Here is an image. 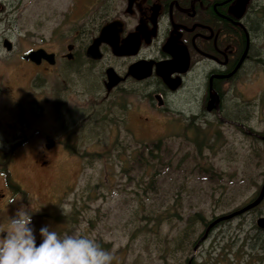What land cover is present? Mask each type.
<instances>
[{
  "label": "rangeland",
  "instance_id": "rangeland-1",
  "mask_svg": "<svg viewBox=\"0 0 264 264\" xmlns=\"http://www.w3.org/2000/svg\"><path fill=\"white\" fill-rule=\"evenodd\" d=\"M5 1L0 42L7 37L12 50L0 43V138L23 130L34 137L40 129L63 144L50 156V165L36 173L28 166L30 155L18 153L12 159L5 180L25 191L23 201L36 208L54 207L61 215L59 236L79 233L94 239L112 254V264H186L191 255L195 264H251L263 254L264 246L248 239L255 233L251 215L233 220L241 229L233 241L215 239L218 230H213L195 253L191 243L205 221L256 192L264 177L263 141L227 125L190 130L164 124L170 113L163 115L146 98L119 96L118 88L105 90L100 66L107 56L96 64L66 63L65 44L81 37L69 32L67 17L81 14L87 0ZM258 1L264 8V0ZM262 7L256 8L259 32L252 51L258 59L244 65L238 92L225 104L264 133ZM59 22L61 27H55ZM34 46L55 52V64L41 69L21 63L20 55ZM9 86L15 101L25 107L20 122L9 95L3 94ZM186 90L187 85L170 104L201 109L200 93L193 96ZM27 98L29 103L23 105ZM126 104L124 111L120 106ZM157 140L161 144L155 149ZM256 211L264 212V202ZM194 214L201 220L189 224ZM184 232L190 243L179 246ZM223 243L229 254L220 249Z\"/></svg>",
  "mask_w": 264,
  "mask_h": 264
},
{
  "label": "flooded vegetation",
  "instance_id": "flooded-vegetation-1",
  "mask_svg": "<svg viewBox=\"0 0 264 264\" xmlns=\"http://www.w3.org/2000/svg\"><path fill=\"white\" fill-rule=\"evenodd\" d=\"M257 7H262L258 0H87V6L81 14L76 12L67 17L71 22L69 32L73 35L80 34L81 37L77 40L74 36L72 41H68L62 56L66 63L81 60L94 64L107 56V62L100 66L101 84L105 90L109 92L118 88L119 96L127 93L134 94L139 101L146 98L149 104L163 115L170 113V118H165L167 122L163 121L168 126L219 130L222 125H227L246 137L264 141L258 136L264 135L263 132L249 126L234 109L225 104L227 98H234L238 92V77L244 65L258 59V55L252 52L253 39L259 32ZM5 8L6 1L0 0V14ZM55 27L60 28L61 23ZM102 27H106L107 39L111 43L122 47L129 46L127 49L134 50V53L116 55L112 53L111 45L107 41H101L97 46L99 57L86 56L85 48L93 42ZM4 38L7 39L1 38V46ZM68 45L71 46L69 50L66 49ZM36 48L43 47L34 46L27 51ZM43 49L53 53V64L44 59L36 64L29 59H22V54L21 63L30 68L48 69V66L55 64L56 53ZM11 50L12 48L9 51ZM67 53L71 54L70 58H66ZM138 61H144L149 69V74L139 79L128 72V66ZM158 62L164 64L162 68L159 67V72L164 74V78L156 71ZM109 67L119 77L114 84H111V79L105 74ZM126 84L133 86H127V89ZM186 85V93L189 91L193 96L200 93L203 106L198 111L183 110L170 104L175 96L184 91ZM3 94L9 95L10 101L15 105L14 116L16 114L19 120L23 117L25 107L21 106L20 100L15 101L11 86L4 88ZM211 96H214L217 102L207 108ZM28 101V98L26 102L22 101L23 105L29 103ZM120 107L126 111L128 104ZM147 118L144 116L143 119ZM11 123V126L14 125V122ZM36 130L34 137H31L30 132L23 130L9 136L4 134V138H0V178L4 179L0 187V230L7 228L8 218L13 217L19 209L25 208L31 214V227L39 244V233L43 227L61 235L60 212L54 207L35 211L38 208L23 201L25 191L5 180L9 175V165L16 154L33 157L28 166L36 173L50 165L51 155L62 149L61 138L49 137L40 132V129ZM257 193L258 189L247 201L205 221L199 236L215 217L238 209L253 200ZM11 199L16 201L9 203ZM263 202L264 196L255 206L210 226L198 247L213 236V230H218L214 234L215 239L227 238L226 241H233L239 238L240 226L231 223L233 220L238 222L247 215L253 218L251 230L259 231L257 234L264 236V229L255 224L258 216H264V212L256 211ZM255 234L249 235L248 239H255ZM220 249L229 254L225 243L220 245ZM196 250L192 252L195 253ZM254 258L256 259L252 258V262L250 260L251 264H264V252ZM186 263L195 264L192 255Z\"/></svg>",
  "mask_w": 264,
  "mask_h": 264
},
{
  "label": "clouds",
  "instance_id": "clouds-1",
  "mask_svg": "<svg viewBox=\"0 0 264 264\" xmlns=\"http://www.w3.org/2000/svg\"><path fill=\"white\" fill-rule=\"evenodd\" d=\"M15 201L11 199L9 203ZM31 225V214L25 208L8 218L7 228L0 230L4 234L0 235V264H112V254L94 239L79 233L61 237L43 227L39 233L41 242L37 244Z\"/></svg>",
  "mask_w": 264,
  "mask_h": 264
},
{
  "label": "water",
  "instance_id": "water-1",
  "mask_svg": "<svg viewBox=\"0 0 264 264\" xmlns=\"http://www.w3.org/2000/svg\"><path fill=\"white\" fill-rule=\"evenodd\" d=\"M101 41H107L111 45L112 53H114L116 55H120V54H124V53H134V50L132 51L130 49H127V48H129V46L122 47V46H117V44L111 43V41L107 39L106 27H102L99 34L94 38L93 42L90 43L85 48V55L88 57H91V58H98L100 53L97 49V46H98L99 42H101ZM2 46L4 47V49L6 51H9L11 48V43L8 39L4 38L2 40ZM70 48H71V46L68 45L66 49L69 50ZM65 56H66V58H70L71 54L67 53V54H65ZM21 58L22 59H29L36 64H38L41 59H44L49 64L54 63L53 53L52 52H46L43 48H36V49L29 50L26 53L22 54ZM185 60H186V58L184 57L183 61H185ZM162 65H164V64L161 62H158V63H156L155 68H156L157 73L162 78H164V74L159 72V67L162 68ZM128 72L133 77L139 79V78H143V77L147 76L149 74V69H148V65H146L144 61H138V62H134L128 66ZM105 74H106V77L108 79H111V84L116 83L119 79V77L116 76V74L113 72L112 68H110V67L105 70ZM216 102H217V99L214 96H211L210 99L208 100L207 108H211L213 106V104H216ZM258 136L261 140H264V135H258ZM263 196H264V178L262 179V181L259 185V188H258V193L253 200L247 202L246 204L239 207L238 209H235V210H233L229 213H226L224 215H220V216L215 217L213 220H211L207 224L203 233L198 237V239L196 240V242L192 246V251L194 252L196 250V248L198 247L199 243L204 239L206 232L210 226H212L213 224H215L219 220L230 218L231 216H234L236 214H240L241 212L255 206L256 204H258L262 200ZM255 224L258 228L264 229V216H258L255 220Z\"/></svg>",
  "mask_w": 264,
  "mask_h": 264
},
{
  "label": "trees",
  "instance_id": "trees-1",
  "mask_svg": "<svg viewBox=\"0 0 264 264\" xmlns=\"http://www.w3.org/2000/svg\"><path fill=\"white\" fill-rule=\"evenodd\" d=\"M190 130H193L194 128H188ZM194 143H196V140H193ZM264 142V141H263ZM160 144H161V141L160 140H157L156 143L153 144L154 148L155 149H158L160 147ZM193 218H190L188 219L189 220V224H191V222L194 220V218L198 219V220H201V217H198V215L194 214L192 216ZM255 239H253V241L255 243L258 244V246H264V236L263 235H260V234H257V233H260L259 231H255ZM189 240V236H188V233L187 232H184L178 239V244L179 246L182 245L183 242H185L186 244L185 245H189L190 243V240ZM196 241V240H195ZM195 241H192L191 243L194 244ZM261 244V245H260ZM187 264V263H186Z\"/></svg>",
  "mask_w": 264,
  "mask_h": 264
}]
</instances>
